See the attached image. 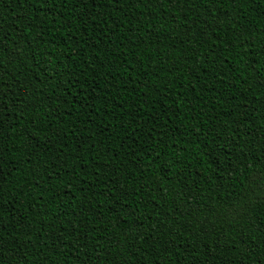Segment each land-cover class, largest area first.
I'll use <instances>...</instances> for the list:
<instances>
[{
  "label": "trees",
  "instance_id": "trees-1",
  "mask_svg": "<svg viewBox=\"0 0 264 264\" xmlns=\"http://www.w3.org/2000/svg\"><path fill=\"white\" fill-rule=\"evenodd\" d=\"M0 264H264V0H0Z\"/></svg>",
  "mask_w": 264,
  "mask_h": 264
}]
</instances>
